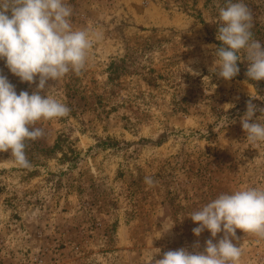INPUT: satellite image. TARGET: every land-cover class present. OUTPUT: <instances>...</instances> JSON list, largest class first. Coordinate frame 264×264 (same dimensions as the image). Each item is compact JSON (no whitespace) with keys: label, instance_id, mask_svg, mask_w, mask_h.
Listing matches in <instances>:
<instances>
[{"label":"rangeland","instance_id":"1","mask_svg":"<svg viewBox=\"0 0 264 264\" xmlns=\"http://www.w3.org/2000/svg\"><path fill=\"white\" fill-rule=\"evenodd\" d=\"M65 2L73 27L100 39L81 74L49 81L70 112L36 125L45 136L27 142L32 167L0 153V264H154L197 242L203 251L211 234L196 237L188 215L264 187V144L247 142L240 122L249 100L264 107V80H248L246 60L230 81L210 71L226 0ZM243 2L264 46V0ZM0 71L17 94L35 90L3 60ZM236 235L238 264H264V239Z\"/></svg>","mask_w":264,"mask_h":264},{"label":"clouds","instance_id":"2","mask_svg":"<svg viewBox=\"0 0 264 264\" xmlns=\"http://www.w3.org/2000/svg\"><path fill=\"white\" fill-rule=\"evenodd\" d=\"M72 16L73 8L65 0H0V60L21 82L36 84L31 94H17L15 85L0 71V153H10L21 168L32 167L27 142L45 136L44 129L36 125L70 112L65 103L48 94L49 81H59L70 72L81 74L94 42L100 39L87 29L74 28ZM217 25L216 39L221 45L212 46L215 60L210 71L230 81L240 71L237 62L246 60L248 80H264V46L254 37L253 15L243 0H226L219 8ZM246 109L240 118L245 140L264 144V107L249 100ZM144 183L153 187L156 181L146 176ZM188 217L198 225L192 229L196 237L205 230L211 234L203 251L197 242L196 250H169L154 264H238L243 254L241 246L233 243L239 239L238 229L264 239V187L221 193ZM220 233L222 238L214 242Z\"/></svg>","mask_w":264,"mask_h":264},{"label":"trees","instance_id":"3","mask_svg":"<svg viewBox=\"0 0 264 264\" xmlns=\"http://www.w3.org/2000/svg\"><path fill=\"white\" fill-rule=\"evenodd\" d=\"M61 142H63V138H59L58 141L56 142L54 149L59 150L61 149Z\"/></svg>","mask_w":264,"mask_h":264}]
</instances>
